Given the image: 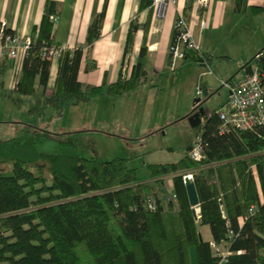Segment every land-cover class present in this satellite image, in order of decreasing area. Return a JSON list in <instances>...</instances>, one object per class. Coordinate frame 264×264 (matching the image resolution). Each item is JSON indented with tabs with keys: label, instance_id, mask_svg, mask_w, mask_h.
<instances>
[{
	"label": "trees",
	"instance_id": "16d2710c",
	"mask_svg": "<svg viewBox=\"0 0 264 264\" xmlns=\"http://www.w3.org/2000/svg\"><path fill=\"white\" fill-rule=\"evenodd\" d=\"M149 4L142 0L140 9ZM57 13V3L48 2L25 53L15 89L21 96L35 93L37 78L41 86L48 84L53 56L43 49L54 42L51 15ZM102 19H94L89 43ZM136 26L131 24L130 42ZM82 58V48L60 55L56 90L46 99L52 117L95 95L130 91L144 74L134 66L130 79L120 76L107 88L83 86ZM255 65L264 73V48L238 74ZM221 123L215 110L201 127L200 162L189 155L190 145L180 160L148 165V181L140 180L127 158L80 155L65 133L25 124L16 136L0 139V264H191L192 247L198 264H264V126L222 133ZM50 142L53 152L39 150ZM188 172L199 195V216L185 188ZM165 192L172 194L169 208ZM151 201L155 209L148 207ZM203 226L210 228L211 241L202 238Z\"/></svg>",
	"mask_w": 264,
	"mask_h": 264
},
{
	"label": "crops",
	"instance_id": "0c3cea01",
	"mask_svg": "<svg viewBox=\"0 0 264 264\" xmlns=\"http://www.w3.org/2000/svg\"><path fill=\"white\" fill-rule=\"evenodd\" d=\"M50 1L57 3L58 10L57 14L51 15L54 23V43L61 46L63 50L77 48L83 50L78 74V79L83 86L107 88L108 85L119 80L120 76L123 79H130L134 66H139L140 72H144L136 88L117 95L122 103L121 131L133 139H141L150 135V138L157 137L158 132L167 129L168 124L187 125L190 129L197 130L196 137L188 146L194 144L199 139L201 127L208 116L222 106L229 97L227 88L222 85L220 89L217 88L218 84L213 79L204 82L202 76L204 78V74H208L218 78H234L241 68L264 48V31L256 32L255 24H253L256 20V24L260 22L264 25V0H210L207 7L199 5L195 0H178L176 4L169 5L164 19H159L155 8L150 5L141 10L142 0H0V22L21 36L33 37L35 30L41 26L46 5ZM100 14L103 15V19L97 31L98 37L89 43L88 36L91 26ZM251 16L255 20L251 21L247 28L241 29L243 17L249 19ZM53 17H58V20L54 21ZM179 17L186 19L200 47V54L204 58L202 61L190 55L171 65L169 47L173 42L175 23ZM202 21L205 22L204 27L201 26ZM132 23L137 26L130 42L128 36ZM257 33L255 45L239 49L233 44L236 35L255 36ZM24 57V52L16 59L0 55V94L2 97H8L10 92L15 91L22 74ZM207 58L210 61H207ZM59 63V57H53L47 86H41L37 78L35 93L26 97L34 99L38 96L43 104L31 108H38L33 112L41 118L39 125H31L47 129L52 133L69 134L67 135L69 137L73 132L88 128L79 125L78 121L71 125L59 122L64 119L65 113L71 111L76 115L78 112L89 110L94 97L108 94L95 95L87 102L68 107L62 116L52 117L54 110L46 103V99L56 90ZM231 65L235 69L229 74ZM192 67L195 68L194 77L191 72L188 73L189 68ZM184 76L185 78L190 76L194 84L201 81L204 99L207 96L203 104L207 115L202 117V124L197 127L191 126L188 120V116L199 107V104L195 105V101L194 105H190V100L195 96L196 85L193 91H189L190 98L187 96L188 109L184 113L186 115L172 122L167 117L164 118L163 112L159 110L161 108L164 111L166 105L173 107V103L167 101L169 98L167 95L177 93L179 82ZM215 99L218 100L217 104L212 106L210 102ZM157 100H160L159 109H155ZM155 110L156 114H154ZM189 110L190 113H187ZM44 111L47 115L42 121ZM144 111H150L148 119L146 124L139 125V116L143 115ZM186 122L188 124H185ZM53 123H58L56 131L52 130ZM173 152V149L148 152L149 162L145 161V163L150 165L177 161L182 159L187 151L177 155ZM150 179L151 176L146 180ZM201 234L205 240H212L208 226L201 227ZM225 246L226 244L220 245L224 254L227 253ZM190 261L191 264H198L195 247L190 248Z\"/></svg>",
	"mask_w": 264,
	"mask_h": 264
},
{
	"label": "rangeland",
	"instance_id": "374dc122",
	"mask_svg": "<svg viewBox=\"0 0 264 264\" xmlns=\"http://www.w3.org/2000/svg\"><path fill=\"white\" fill-rule=\"evenodd\" d=\"M253 20L255 19L252 16L249 19L243 17L240 28H247ZM256 23V20L253 21V24H255L254 28H256L255 31H264V25L260 22L259 24ZM230 36V38H232V35ZM257 36L258 33L255 36L242 34L236 35L235 42L233 44L239 49L248 48L255 45ZM233 69L235 68L231 65V71L229 74L234 71ZM190 72L194 77L195 68H189L188 73ZM204 75V78L202 76V80L204 79V82L208 79H213L218 84L217 88L219 89L222 85V80H228V78H218L217 76L208 74ZM197 85H200L203 88V83L201 81L194 84L190 76L188 78H185L184 76V78L179 82L177 93H168L167 95L169 96L167 101L172 102L173 107L170 108L166 105L163 111L159 105L160 100H157V106L155 109L160 108L159 110L163 112L164 118L167 117L168 120L170 119V121L175 122L177 119L183 117V115H186L184 114L188 109L186 106V99L187 96L190 98L189 91H193L195 86V96L190 100V105H194V101L197 98ZM186 93H188V95ZM8 95V97H2L0 94V122H2L0 125V138L3 139L16 136L20 133L21 127L25 124L39 125L38 123L41 121V118H39L36 113L31 111V108L33 106L43 105L41 104V100L39 101L38 96L34 99H29L26 96L19 95V93L15 91L10 92ZM19 96L23 98V101L20 104L13 100ZM170 96L172 98H170ZM202 100H204V98H202ZM217 101L218 100L216 99L212 100L210 104L215 106ZM121 105V98L117 95H100L92 99L89 110L81 111V113L78 112L76 115L71 111H67V113H65L66 115H64V119L59 122L71 125L72 123L78 121L79 125L88 128L87 130L73 132V134L70 133L72 136L70 135L69 137L67 136L69 134H66L80 155L84 157L96 156L104 160H110L115 157L127 158L129 166L137 168L138 177L140 180L145 181L151 176L148 165L145 163V161L147 163L149 162L148 152H155L159 149H164L165 151L173 149V153L177 155L185 150L187 151V146L196 137L195 135L197 130L190 129L187 125L180 126L168 124L167 129L160 131L161 133L158 132L157 137L150 138V135L141 139H133L131 136H128L127 133L121 131ZM127 108L129 107L127 106ZM144 112L145 113H143V115L139 116V125L146 124L145 122L148 119V112L150 111ZM154 112V114H156V110ZM187 113H190V110ZM46 115L47 112L44 111L42 121H44ZM172 117L173 119H171ZM58 123H53L51 125L53 131H56ZM185 124L188 123L186 122ZM163 133L165 134L163 135ZM39 150L41 152L51 153L55 150V144L53 142L47 143L43 146H39ZM188 173L190 174L191 172ZM161 196L164 197V203L169 208V201L172 199V194L165 192Z\"/></svg>",
	"mask_w": 264,
	"mask_h": 264
},
{
	"label": "built area",
	"instance_id": "2783aa9c",
	"mask_svg": "<svg viewBox=\"0 0 264 264\" xmlns=\"http://www.w3.org/2000/svg\"><path fill=\"white\" fill-rule=\"evenodd\" d=\"M178 0H150V7L155 8L156 15L159 19H164L168 12L170 4H176ZM199 5L207 7L210 0H195ZM54 21L58 17H53ZM201 26H205L202 21ZM33 43L32 37H24L18 33L6 32L3 26L0 30V55L8 56L16 59L21 53H26ZM44 51L53 57H60L64 51L61 46L54 42L50 46H45ZM189 50H195L200 53V47L189 29L185 18L179 17L175 23V35L172 44L169 47V55L171 65H174L179 59L185 57ZM222 86L228 89V100L220 106L217 111L221 119L220 131L222 133L230 129L241 131L250 130L258 126H264V73L260 71L258 66H253L251 70H246L238 74L236 77L222 80ZM196 97L204 98L203 88L200 85L196 87ZM197 105V104H195ZM189 155L197 162L204 158L203 144L198 139L192 145ZM193 180V174L187 173L183 176L184 184L186 179ZM157 204L154 201L148 203L150 209H155ZM256 206L252 205L248 214H254ZM195 212L199 216L200 209L195 205ZM222 214L226 215L224 206H222ZM216 251L219 248L212 244ZM224 255V252H222Z\"/></svg>",
	"mask_w": 264,
	"mask_h": 264
},
{
	"label": "water",
	"instance_id": "95a60500",
	"mask_svg": "<svg viewBox=\"0 0 264 264\" xmlns=\"http://www.w3.org/2000/svg\"><path fill=\"white\" fill-rule=\"evenodd\" d=\"M188 53L191 56H195L198 60L202 61L204 58L203 56L196 52L195 50H189ZM205 99L202 100L201 98H196L195 103L199 104V107L197 110L193 111L189 116L188 120L191 126L197 127L202 124V117H205L207 115V112L203 106ZM185 188L189 197L190 203L195 206L199 204V195L197 192V188L195 186L194 179L191 180L189 178L186 179L185 181Z\"/></svg>",
	"mask_w": 264,
	"mask_h": 264
}]
</instances>
